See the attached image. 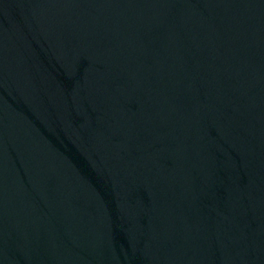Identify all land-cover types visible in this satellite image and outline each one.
<instances>
[{
	"label": "water",
	"instance_id": "1",
	"mask_svg": "<svg viewBox=\"0 0 264 264\" xmlns=\"http://www.w3.org/2000/svg\"><path fill=\"white\" fill-rule=\"evenodd\" d=\"M0 264H264V0H0Z\"/></svg>",
	"mask_w": 264,
	"mask_h": 264
}]
</instances>
